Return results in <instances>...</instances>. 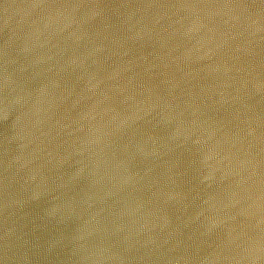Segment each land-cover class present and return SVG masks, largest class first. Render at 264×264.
I'll list each match as a JSON object with an SVG mask.
<instances>
[{
  "label": "water",
  "instance_id": "obj_1",
  "mask_svg": "<svg viewBox=\"0 0 264 264\" xmlns=\"http://www.w3.org/2000/svg\"><path fill=\"white\" fill-rule=\"evenodd\" d=\"M0 264H264V0H0Z\"/></svg>",
  "mask_w": 264,
  "mask_h": 264
}]
</instances>
